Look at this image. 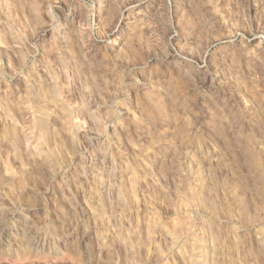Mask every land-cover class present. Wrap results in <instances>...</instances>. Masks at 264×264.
<instances>
[{
  "label": "clouds",
  "instance_id": "obj_1",
  "mask_svg": "<svg viewBox=\"0 0 264 264\" xmlns=\"http://www.w3.org/2000/svg\"><path fill=\"white\" fill-rule=\"evenodd\" d=\"M0 264H264V0H0Z\"/></svg>",
  "mask_w": 264,
  "mask_h": 264
}]
</instances>
